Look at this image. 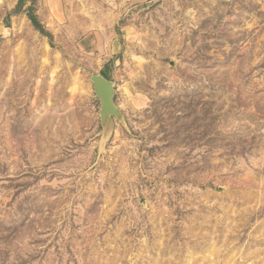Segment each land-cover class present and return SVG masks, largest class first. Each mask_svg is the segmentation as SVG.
I'll return each instance as SVG.
<instances>
[{
  "label": "rangeland",
  "instance_id": "1",
  "mask_svg": "<svg viewBox=\"0 0 264 264\" xmlns=\"http://www.w3.org/2000/svg\"><path fill=\"white\" fill-rule=\"evenodd\" d=\"M18 1L0 0V264H264V0Z\"/></svg>",
  "mask_w": 264,
  "mask_h": 264
},
{
  "label": "water",
  "instance_id": "2",
  "mask_svg": "<svg viewBox=\"0 0 264 264\" xmlns=\"http://www.w3.org/2000/svg\"><path fill=\"white\" fill-rule=\"evenodd\" d=\"M96 98L100 101V117L104 127H112L114 121L122 120V114L115 102V85L101 74H93L90 78Z\"/></svg>",
  "mask_w": 264,
  "mask_h": 264
},
{
  "label": "trees",
  "instance_id": "3",
  "mask_svg": "<svg viewBox=\"0 0 264 264\" xmlns=\"http://www.w3.org/2000/svg\"><path fill=\"white\" fill-rule=\"evenodd\" d=\"M26 0H19L17 7L14 11V15H18L21 13L23 7L25 6V2ZM32 2H35V0H29ZM28 18L29 20L32 22L33 26L35 27V29L37 31H39L43 36L48 37L50 39V42H52V35L45 29V27L42 25V23L39 21L37 15L35 13H33V11L30 9V11L28 12ZM106 79L107 77L105 76V74H102Z\"/></svg>",
  "mask_w": 264,
  "mask_h": 264
}]
</instances>
